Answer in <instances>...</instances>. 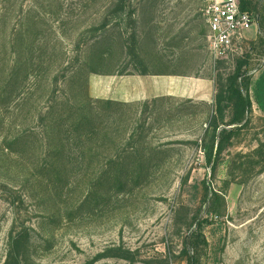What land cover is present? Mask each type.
Wrapping results in <instances>:
<instances>
[{
    "label": "rangeland",
    "instance_id": "rangeland-1",
    "mask_svg": "<svg viewBox=\"0 0 264 264\" xmlns=\"http://www.w3.org/2000/svg\"><path fill=\"white\" fill-rule=\"evenodd\" d=\"M249 4L252 30L215 62L205 0H0V264H264V0ZM152 44L212 79L208 100L97 91L151 67ZM240 61L252 106L212 172L217 95Z\"/></svg>",
    "mask_w": 264,
    "mask_h": 264
},
{
    "label": "crops",
    "instance_id": "crops-1",
    "mask_svg": "<svg viewBox=\"0 0 264 264\" xmlns=\"http://www.w3.org/2000/svg\"><path fill=\"white\" fill-rule=\"evenodd\" d=\"M163 28L166 27L153 25L150 30L153 33H159L164 30ZM194 54L192 51L191 58L194 57ZM150 55L153 63L145 72L113 73L96 77L97 91L103 90L102 92L109 95L110 99L123 103H135L162 97L208 100L203 98L206 96V90L214 85L212 79L193 74L198 70L192 67L185 70L180 66L182 62L180 60L175 68L174 64L167 68L164 61L167 63L166 59L169 60L172 57H167L166 53L160 51L154 44H152ZM173 55L171 52L170 56ZM168 62L172 63V61Z\"/></svg>",
    "mask_w": 264,
    "mask_h": 264
},
{
    "label": "trees",
    "instance_id": "trees-1",
    "mask_svg": "<svg viewBox=\"0 0 264 264\" xmlns=\"http://www.w3.org/2000/svg\"><path fill=\"white\" fill-rule=\"evenodd\" d=\"M241 3L242 9L251 13L249 0H241ZM243 64L240 61L234 73L229 76L227 83L223 85L217 95V108L211 121V126L214 129L213 146L211 151L207 152L206 155L208 163L213 164L211 167L212 172L216 171V161L213 158L220 156L224 149V143L230 140L237 130L244 127L246 124V113L252 106V100L249 97V91L252 86L251 77L243 70ZM244 90L247 95L244 93ZM254 92L259 108L264 111V73L256 79ZM230 108H232L231 119L226 121V111ZM221 125L224 127L219 131ZM263 148L264 144L259 147L258 151H261ZM208 194L209 191L207 190L206 195L208 196ZM214 196L218 198L219 193L214 192ZM201 239L204 243L206 242L199 230L192 232L189 237L192 245H198ZM5 264H21V262L11 251Z\"/></svg>",
    "mask_w": 264,
    "mask_h": 264
},
{
    "label": "built area",
    "instance_id": "built-area-1",
    "mask_svg": "<svg viewBox=\"0 0 264 264\" xmlns=\"http://www.w3.org/2000/svg\"><path fill=\"white\" fill-rule=\"evenodd\" d=\"M204 15L215 62L229 58L254 26V16L242 9L241 0H205Z\"/></svg>",
    "mask_w": 264,
    "mask_h": 264
}]
</instances>
